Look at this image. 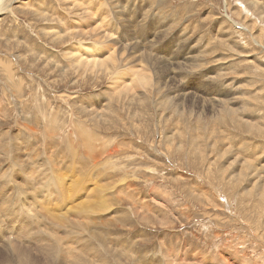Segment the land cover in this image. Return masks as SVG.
<instances>
[{
    "label": "rangeland",
    "instance_id": "obj_1",
    "mask_svg": "<svg viewBox=\"0 0 264 264\" xmlns=\"http://www.w3.org/2000/svg\"><path fill=\"white\" fill-rule=\"evenodd\" d=\"M81 1L0 0V264H264V0Z\"/></svg>",
    "mask_w": 264,
    "mask_h": 264
},
{
    "label": "bare ground",
    "instance_id": "obj_2",
    "mask_svg": "<svg viewBox=\"0 0 264 264\" xmlns=\"http://www.w3.org/2000/svg\"><path fill=\"white\" fill-rule=\"evenodd\" d=\"M80 1H81V0H80ZM82 1H83V0H82ZM82 1H81V2H82ZM85 1H86V2H85ZM85 1H83V2H85V3H89V1H88V2H87V0H85ZM99 1H100V0H99ZM103 1H104V0H103ZM245 1H246V0H245ZM74 2H75V1H74ZM76 2H77V1H76ZM92 2H93V1H92ZM92 2H90V3L87 4V5H90ZM101 2H102V1H101ZM101 2H100V3H101ZM105 2H106V1H105ZM105 2H104V3H105ZM100 3H99V4H100ZM107 3H108V2H107ZM107 3H106V4H107ZM69 4H70V3H69ZM69 4H68V5H69ZM71 4H72V3H71ZM76 4H77V3H76ZM83 4H84V3H83ZM83 4H82V5H83ZM92 4L94 5V3H92ZM92 4H91V5H92ZM123 4H124V3H123ZM58 5H59V4H58ZM78 5H79V4H78ZM96 5H97V4H96ZM96 5H95L94 7H96ZM104 5H105V4H104ZM104 5H103V6H104ZM126 5H127V4H125V6H126ZM128 5H130V4L128 3ZM75 6H76V5L74 4L73 7H75ZM250 6H251L252 8H254V3L251 4ZM0 7H1V6H0ZM63 7H64V6H63ZM71 7H72V6H71ZM71 7H70V8H71ZM88 7H91V8H92V6H88ZM101 7H102V6H101ZM101 7L98 6L97 8L99 9V8H101ZM133 7H134V6H133ZM59 8H60V7H59ZM79 8H80V7H79ZM102 8H103V7H102ZM130 8H131V7H130ZM49 9H50V8H49ZM53 9H54V8H53ZM73 9L75 10L76 7L73 8ZM77 9H78V8H77ZM88 9H89V8H88ZM104 9H105V8H104ZM131 9H132V8H131ZM134 9H135V8H134ZM68 10H69V9H68ZM79 10H81V9H78V11H79ZM90 10H91V9H90ZM94 10H95V8H94ZM2 11H3V10H1V8H0V13H2ZM7 11H8V10H7ZM65 11H66V10H65ZM70 11L72 12V10H70ZM85 11H87V10H85ZM100 11L103 12L102 10H100ZM100 11H99V13H101ZM105 11H106V10H105ZM62 12H63V11H62ZM87 12H89V11H87ZM96 12H97V11H96ZM108 12H109V11H108ZM66 13H67V12H66ZM69 13H70V12H69ZM3 14H4V13H3ZM96 14H97V13H96ZM103 14H106V13L103 12ZM103 14H102V15H103ZM109 14H110V13H108V15H109ZM74 15H75V14H74ZM87 15H88V14H87ZM100 15H101V14H99V16H100ZM102 15H101V17H104V16H102ZM106 15H107V14H106ZM82 16H83V15H82ZM49 17H50V16H49ZM60 17H61V16H60ZM77 17H79V14H78ZM105 17H106V16H105ZM80 18H82V17H80ZM80 18H79V19H80ZM89 18H90V17H89ZM94 18H95V17H94ZM185 18H186V17H185ZM51 19H52V18H51ZM83 19H84V17H83ZM83 19H82V21H83ZM85 19H86V18H85ZM87 19H88V17H87ZM108 19L111 20L110 17H108ZM108 19H107V20H108ZM75 20H76V19H75ZM75 20H73V21H75ZM80 20H81V19H80ZM88 20H89V19H88ZM91 20H93V19L91 18ZM99 20H100V19H99ZM107 20H106V21H107ZM77 21H78V19H77ZM95 21H96V20H95ZM97 21H98V20H97ZM99 22H100V21H99ZM110 22H111V21H110ZM78 23H79V21H78ZM84 23H87V22H84ZM88 23L90 24L89 21H88ZM91 23H92V22H91ZM94 23H95V22H94ZM97 23H98V22H97ZM101 23H105V20H104L103 22H101ZM95 24H96V23H95ZM99 24H100V23H99ZM235 24H236V23H235ZM71 25H72V24H71ZM75 25H77V24H75ZM110 25L112 26V24H110ZM110 25H107V26L110 27ZM86 26H87V25H86ZM93 26H94V24H93ZM50 27H51V26H50ZM69 27H70V26H69ZM97 27H98V25H97ZM71 28H73V26L70 27V29H71ZM86 28H87V27H86ZM104 28H105V27H104ZM104 28H103V29H104ZM111 28H112V27H111ZM125 28H126V27H125ZM90 29H91V27H90ZM98 29H99V28H98ZM101 29H102V28H101ZM105 29H107V28H105ZM105 29H104V30H105ZM87 30H88V29H87ZM92 30H94V28H93ZM70 31H72V30H70ZM82 31H83V30H82ZM95 31H96V30H95ZM109 31H110V30H109ZM112 31H113V30H112ZM115 31H116V30H115ZM115 31H114V32H115ZM157 31H158V30H157ZM157 31H156V33H157ZM60 32H62V31H60ZM80 32H81V31H80ZM97 32H98V31H97ZM106 32H107V31H106ZM114 32H112V33H114ZM154 32H155V31H154ZM99 33H100V32H99ZM110 33H111V32H110ZM57 34H58V33H57ZM60 34H61V33H60ZM62 34H63V33H62ZM108 34H109V33H108ZM257 34H258V33H257ZM54 35H55V34H54ZM73 35H74V34H73ZM103 35H104V34H103ZM115 35H116V34H115ZM162 35H163V34H162ZM57 36H58V38H59V37H60V38L62 37V36H59V35H57ZM57 36H56V38H57ZM80 36H81V35H80ZM90 36H91V35H90ZM99 36H100V35H99ZM100 37H101V36H100ZM103 37H104V36H103ZM107 37H108V36H107ZM109 37H110V36H109ZM82 38H83V36H82ZM132 38H133V36H132ZM63 39H64V38L62 37V40H63ZM102 39H103V38H102ZM102 39H101V41H102ZM112 39H113V38H112ZM163 39H164V38H163ZM163 39H162V40H163ZM58 40H59V39H58ZM65 40H66V39H65ZM95 40H96V39H95ZM98 40H99V39H98ZM103 40H104V39H103ZM256 40H257V39H256ZM77 41H78V40H77ZM156 41H157V40H156ZM97 42H98V41H97ZM99 42H100V41H99ZM99 42H98V43H99ZM104 42H105V41H104ZM121 42H122V41H121ZM124 42H125V41H124ZM95 43H96V42H95ZM101 43H102V42H100V44H101ZM131 43H132V42H131ZM19 44H20V43H19ZM67 44H68V43H67ZM73 44H74V43H73ZM158 44H159V43H158ZM102 45H103V44H102ZM108 45H109V44H108ZM71 46H72V45H71ZM77 46H78V45H77ZM69 47H70V46H69ZM120 47H121V46H120ZM128 47H130V46H128ZM136 47H137V46H136ZM238 47H239V46H238ZM70 48H71V47H70ZM72 48H74V47H72ZM72 48H71L70 51H71V52H74V50H72ZM81 48H82V47H81ZM88 48H89V46H88ZM112 48H113V47H112ZM75 49L77 50V48H75ZM79 49H80V48H79ZM101 49H103V48H101ZM109 49H111V45L108 46V53H110V50H109ZM113 49H114V48H113ZM113 49H112V51H113ZM67 50H68V48H67ZM83 50H84V51H83L84 54H83V53H80V52H77V57L79 58V56H80V58H81L82 55H84V57L87 55L86 57L89 58V59L86 58V60H87V64H92V63H94V64H97V65H103V64L106 62L105 64H106V66H107V65H108V64H107V61H105L104 59H105V58L114 57V56L117 55V54L115 55V53H116V52H115L113 55H110V54H109V55H106L104 58L97 59V58H94V57H89V56H93V55H91V54H93V52H94L93 49H92V51H93L92 53H90L91 49H90V51H89V49H87V48L84 47ZM122 50H123V49H122ZM112 51H111V52H112ZM114 51H115V50H114ZM206 51H208V50H206ZM75 52H76V51H75ZM75 52H74V53H75ZM69 53H70V52H69ZM112 53H113V52H112ZM197 53H198V52H197ZM205 53H206V52H205ZM67 54H68V53H67ZM70 54H71V53H70ZM139 54H140V53H139ZM143 54H144V53H143ZM72 55H73V54H72ZM74 55H75V54H74ZM74 55H73V56H74ZM189 55H190V54H189ZM222 55H223V54H222ZM70 56H71V55H70ZM156 56H157V55H156ZM172 56H173V55H172ZM190 56H191V55H190ZM116 57H117V56H116ZM150 57H151V56H150ZM90 58H92V59H90ZM114 58H115V57H114ZM118 58L123 59L122 57H118ZM118 58H117V59H118ZM167 58H168L169 62H171V64L174 62V59H172V57H170V58L167 57ZM71 59H72V58H71ZM83 59H84V58H83ZM110 59H111V58H110ZM124 59H125V58H124ZM133 59H135V58H133ZM160 59H161V58H160ZM213 59H214V58H213ZM10 60H11V58H10ZM41 60H42V59H41ZM77 60H78V59H77ZM162 60H163V62H165V63L167 62V59H163V58H162ZM187 60H189V59H187ZM74 61L76 62L75 59H74ZM78 61H79V60H78ZM115 61H116V60H115ZM130 61H131V58H130ZM152 61H153V60H152ZM79 62H80V61H79ZM88 62H89V63H88ZM99 62H100V64H98ZM108 62H109V61H108ZM133 62H134V61H133ZM133 62H132V63H133ZM135 62H136V61H135ZM169 62L166 63V64L169 65ZM61 63H62V62H61ZM109 63H111V62H109ZM123 63H124V62H123ZM147 63H148V62H147ZM155 63H156V61H155ZM185 63H186V62H185ZM156 64H157V63H156ZM177 64H178V63H177ZM187 64H188V63H187ZM78 65H79V64H78ZM78 65H76V66H78ZM81 65H82V64H81ZM81 65H80V67H81ZM136 65H137V64H136ZM136 65H135V68H136ZM147 65H148V64H147ZM181 65H182V64H181ZM10 66H11V65H10ZM83 66H86V65H83ZM88 66H89V65H88ZM90 66H91V65H90ZM131 66H132L131 68L133 69L134 66H133V65H131ZM139 66H140V65H139ZM159 66H161V65H159ZM172 66H173V65H172ZM185 66H186V65H185ZM86 67H87V66H86ZM108 67H109V66H108ZM113 67H114V66H113ZM121 67H122V66H121ZM140 67H141V66H140ZM144 67H145V66H144ZM8 68H9V67H8ZM8 68H7V69H8ZM135 68H134V69H135ZM169 68H170V66H169ZM172 68H173V67H172ZM83 69H84V67H83ZM85 69H86V68H85ZM139 69H140V68H139ZM162 69H163V68H162ZM9 70H11V69H9ZM9 70H8V72H9ZM135 70H136V69H135ZM224 70H225V69H224ZM139 71H140V70H139ZM174 71H175V70H174ZM86 72H87V71H86ZM135 72H136V71H135ZM172 72H173V71H172ZM220 72H221V71H220ZM13 73H14V75H16V74H15V73H16V68L13 70ZM122 74H123V73H122ZM122 74H121V75H122ZM9 75H10V74H9ZM11 75H12V74H11ZM125 75H127V74H125ZM125 75H124V76H125ZM146 75H147V74H146ZM215 75H216V74H215ZM12 76H13V75H12ZM12 76H11V77H12ZM122 76H123V75H122ZM132 76H133V75H132ZM147 76H148V75H147ZM172 76H173V75H172ZM180 76H181V75H180ZM9 77H10V76H9ZM120 77H121V76H120ZM120 77H119V78H120ZM144 77H145V76H144ZM148 77H149V76H148ZM124 78H126V77H124ZM127 78H128V77H127ZM145 78L147 79V77H145ZM149 78H151V77H149ZM117 79H118V78H117ZM128 79H129V78H128ZM128 79H127V80H128ZM130 79H131V78H130ZM139 79H141V78H139ZM134 80H136V79H134ZM134 80H133V82H134ZM117 81H119V79H118ZM121 81H122V80H121ZM130 81H132V80H130ZM138 81H139V80H138ZM140 81H142V79H141ZM147 81L149 82V80H147ZM147 81L144 79V80L141 82V84H142V85H145L146 83L148 84ZM119 82H120V81H119ZM124 82H126V81H124ZM124 82H121V83L123 84ZM116 83H117V82H116ZM131 83H132V82H131ZM134 83H135V82H134ZM122 84H121V85H122ZM125 84H126L125 86H127V82H126ZM135 84H136V83H135ZM115 85H116V84H115ZM119 85H120V84H119ZM142 85H141V86H142ZM122 87H123V86H121V88H122ZM128 87H129V91H132V89L130 90L131 86H128ZM133 87H134V86H133ZM135 87H136V86H135ZM115 88H116V86H115ZM118 88L120 89L119 86H118ZM178 88H179V87H178ZM122 89H123V88H122ZM124 89H125V88H124ZM126 89H127V88H126ZM126 89H125V90H126ZM224 89H225V88H224ZM246 89H247V88H246ZM175 90L177 91V89H175ZM179 90H180V89H179ZM114 91H115V89H114ZM176 91H175V92H176ZM195 91H196V90H195ZM64 92H65V91H64ZM68 92H69V91H68ZM188 92H190V91H188ZM188 92H187L186 95H185V94H184V95H181V97L177 98V100H180V102H181L182 104H184V105H185L186 102L188 101L187 105H188V104H191L193 107L198 108V109H200V110H202V111L206 108V107H204V106H207V108L210 107L211 109H216L217 103L219 102V100H218L217 97L214 98V100H210V101L212 102V103H210V104H209V101H208V105H207L206 101H205V102L203 101L202 103H198V102H197L198 100H194V103H195V105H194V104L191 103L192 100H191V101H190V100H187V99H188V95L190 96V94H191V93H188ZM71 93H72V92H71ZM130 93H131V92H130ZM146 93H147V92H146ZM182 93H183V91H182ZM192 93H193V92H192ZM60 94H61V93H60ZM62 94H63V93H62ZM65 94H66V93H65ZM68 94H70V93H68ZM194 94H195V93H194ZM218 94H219V93H218V91H217V92H216V95H218ZM247 94H248V93H247ZM179 95H180V94H179ZM192 95H193V94H192ZM173 96H174V95H173ZM211 96H212V95H211ZM211 96H209V97H211ZM9 97H11V95H10ZM13 97H14V96H13ZM176 97H177V96H176ZM194 97H195V96H194ZM197 97H198V96H197ZM200 97H201V96H200ZM205 97H206V96H205ZM207 97H208V96H207ZM229 98H232V97H229ZM152 99H153V98H152ZM203 99L205 100V98H203ZM203 99H202V100H203ZM207 99H208V98H207ZM14 100H16V99H14ZM16 101H17V100H16ZM199 101H200V100H199ZM13 102H14V101H13ZM13 102H12V103H13ZM21 102H22V101H21ZM159 102H160V100H159ZM200 102H201V101H200ZM220 102H221V101H220ZM9 103H10V102H9ZM15 103H16V102H15ZM150 103H151V102H150ZM221 104H222V103H221ZM83 106H84V105H83ZM219 107H220V106H219ZM232 107H233V106H232ZM1 108H3V107H1ZM7 108H8V107H7ZM24 108H26V107H24ZM97 108H98V107H97ZM9 109H11V108H9ZM27 109H28V108H27ZM0 110L2 111L3 109H0ZM230 110H231V109H230ZM230 110H229V111H230ZM232 110H233V109H232ZM3 111H4V110H3ZM5 111H6V107H5ZM5 111L3 112L4 114H5ZM9 111H11V110H9ZM7 112H8V111H7ZM78 112H79V111H78ZM230 112H231V111H230ZM8 114H9V113H8ZM25 114H26V113H25ZM27 114H28V113H27ZM76 116H77V115H76ZM200 116H201V115H200ZM200 116H198V117H200ZM37 120H39V119H37ZM41 121H42V120H41ZM42 122H43V121H42ZM40 129H41V128H40ZM44 129H45V127H44ZM76 129H77V128H76ZM4 130H5V129H4ZM21 130H22V129H21ZM74 130H75V129H74ZM83 130H85V128H84ZM8 131H9V129H8ZM38 131H39V130H37L36 132L38 133ZM44 131H46V130H44ZM44 131L41 132V133H44ZM49 131H50V130H49ZM50 132H51V131H50ZM7 133H8V132H7ZM20 133H21V132H20ZM37 133H35L36 136H37ZM53 133H54V132H53ZM53 133H52V134H53ZM86 133H87V131H86ZM4 134H5V133H4ZM4 134H3V135H4ZM44 134H45V133H44ZM47 134H48V133H47ZM88 134L90 135V133H88ZM48 135H49V134H48ZM64 135H65V134H64ZM168 135H169V134H168ZM0 136H1V133H0ZM20 136H21V135H20ZM34 136H35V135H34ZM50 136H51V135H50ZM41 137H42V136H41ZM43 137H44V136H43ZM85 137H86L87 139L89 138V137L86 136V134H85ZM167 137H168V136H167ZM3 138H4V137H3ZM27 138H28V136H27ZM30 138H31V137H29V140H30ZM47 138H48V137H47ZM47 138H46V139H47ZM93 138H94V137H93ZM96 138H97V136H96ZM169 138H170V137H169ZM172 138H173V137H172ZM25 139H26V138H25ZM49 139H51V138L49 137ZM89 139H90V141L93 140V139H91V138H89ZM89 139H88V140H89ZM0 140H1V139H0ZM29 140H28V141H29ZM34 140H35V139H34ZM37 140H38V139H37ZM88 140H87V141H88ZM96 140H97V139H96ZM46 141H47V140H46ZM49 141H50V140H48V142H49ZM69 141H70V140H69ZM97 141H98V140H97ZM169 141H171V138H170ZM6 142H7V141H6ZM31 142H32V141H31ZM50 142H51V141H50ZM52 142H53V141H52ZM52 142H51V143H52ZM71 142H72V141H71ZM91 142H92V141H91ZM100 142H101V141H100ZM100 142H99V143H100ZM0 143H2V142H0ZM8 143H9V142H8ZM27 144H28V143H27ZM30 144H31V143H30ZM30 144H29V145H30ZM44 144H45V143H44ZM54 144H55V142H54ZM70 144H71V143H70ZM85 144H86V143H85ZM89 144H90V146H92V147H91L92 149L95 147V146L91 145V143H89ZM89 144H88V146H89ZM92 144H93V143H92ZM97 144H98V143H96V145H97ZM100 144H101V143H100ZM126 144H127V143H126ZM2 145L4 146V143H3ZM38 145H39V144H38ZM40 145H41V144H40ZM42 145H43V144H42ZM94 145H95V143H94ZM86 146H87V145H86ZM88 146H87V147H88ZM90 146H89V147H90ZM0 147H1V146H0ZM24 147H25V146H24ZM24 147H23V148H24ZM78 147H79V146H78ZM98 147H100V146L98 145ZM102 147H103V146H102ZM6 148H7V146H6ZM8 148H9V147H8ZM14 148H15V147H14ZM70 148H72V147H70ZM82 148H83V147H82ZM84 148H85V147H84ZM117 148H118V147H117ZM142 148H143V147H142ZM15 149H18V148H15ZM21 149H22V148H21ZM36 149H37V148H36ZM45 149H46V148H45ZM51 149H52V148H51ZM73 149H74V148H73ZM94 149H95V148H94ZM96 149H97V147H96ZM96 149H95V150H96ZM99 149L102 150L103 148H102V149L99 148ZM104 149H105V148H104ZM107 149H108V148H107ZM54 150H55V149H54ZM56 150H57V149H56ZM75 150H76V149H75ZM86 150H88V149H86ZM89 150H90V148H89ZM89 150H88V151H89ZM105 150H106V149H105ZM14 151H15V150H14ZM18 151H19V150H18ZM23 151L25 152V150H23ZM23 151H22V152H23ZM71 151H72V150H71ZM76 151H77V150H76ZM88 151H85V153H87ZM92 151H93V150H92ZM96 151H97V150H96ZM96 151H95V152H96ZM26 152H28V151H26ZM52 152H53V150H52ZM56 152H57V151H56ZM73 152H74V150H73ZM73 152H71V153H73ZM95 152H94V153H95ZM102 152H103V151H101V154H102ZM122 152H123V151H122ZM17 153L20 154V151L17 152ZM39 153H40V152H39ZM42 153H43V152H42ZM53 153H54V152H53ZM58 153L61 154L60 151H59ZM118 153H119V152H118ZM120 153H121V152H120ZM3 154H4V153H3ZM19 154H18V155H19ZM29 154H31L30 151H29ZM32 154H33V153H32ZM51 154H52V153H51ZM68 154H69V153H68ZM95 154H96V153H95ZM98 154H100V153H98ZM98 154H96V155H98ZM106 154H107V153H106ZM146 154H147V153H146ZM8 155H9V154H8ZM8 155H6V157H8ZM23 155H26V156H27L26 153H24ZM64 155H65V154H64ZM75 155H77V154H73V158L75 157ZM96 155H94V156L96 157ZM26 156H25V157H26ZM89 156H90V154H89ZM94 156H93V157H94ZM100 156H102V155H100ZM103 156H105V155H103ZM103 156H102V157H103ZM106 156H107V155H106ZM3 157H5V156H3ZM10 157H11V156H10ZM28 157H29V156H28ZM50 157H51V156H50ZM54 157H55V156H54ZM60 157H61V156H60ZM60 157H59V158H60ZM62 157H63V155H62ZM64 157H65V156H64ZM84 157H85V156H84ZM86 157H87V155H86ZM90 157H91V156H90ZM98 157H99V156H98ZM8 158H9V157H8ZM17 158H18V157H17ZM19 158H20V157H19ZM51 158H53V157H51ZM56 158H57V156H56ZM91 158H92V157H91ZM91 158H90V160H91ZM99 158H101V157H99ZM104 158H106V157H104ZM111 158H112V157H111ZM111 158H110V159H111ZM10 159H11V158H10ZM10 159H8V160H10ZM20 159L22 160V159H24V157H23V158H20ZM33 159H34V158H33ZM35 159H36V158H35ZM37 159H38V158H37ZM37 159H36V160H37ZM47 159L49 160V158H47ZM77 159H78V158H77ZM86 159H87V158H86ZM110 159H108V157H107V159H105V161L108 160V163H110V162H109ZM1 160H4V159H1ZM6 160H7V158H6ZM14 160H15V159H14ZM28 160H29V159H28ZM30 160H31V159H30ZM41 160H43V159H41ZM51 160H52V159H51ZM57 160L59 161L60 159H57ZM63 160H64V159H63ZM63 160L61 159V161H63ZM94 160H95V159H94ZM96 160H97V159H96ZM96 160H95V161H96ZM101 160L103 161V159H101ZM15 161H18V159L15 160ZM15 161H14V162H15ZM22 161H23V160H22ZM22 161H21V162H22ZM55 161H56V160H55ZM58 161H56V163H57ZM65 161H67V160H65ZM86 161H87V160H86ZM91 161H92V160H91ZM95 161H94V162H95ZM105 161H103V162H105ZM4 162H5V161H4ZM11 162H12V161H10V165L13 163V162H12V163H11ZM39 162H41V161L39 160ZM68 162H69V161H68ZM75 162H76V159H75ZM75 162H74V163H75ZM78 162H81V161H78ZM94 162H93V163H94ZM7 163H8V161H7ZM18 163H19V162H18ZM25 163H26V162H25ZM28 163H29V162H28ZM53 163H54V162H53ZM71 163H72V162H71ZM81 163H82V162H81ZM106 163H107V162H106ZM106 163H105V164H106ZM20 164H21V163H20ZM20 164H19V165H20ZM43 164H44V163H43ZM50 164H51V162H50ZM54 164H55V163H54ZM67 164H68V163H67ZM79 164H80V163H79ZM94 164H95V163H94ZM96 164H97V163H96ZM96 164H95V165H96ZM26 165H28V164H26ZM31 165H32V164H31ZM31 165H30V166H31ZM41 165H42V164H41ZM47 165H48V164H47ZM58 165H59V164H58ZM58 165L56 164L57 167H58ZM63 165H64V164H63ZM83 165H84V163H83ZM87 165H88V164H87ZM106 165H107V164H106ZM6 166H8V165H6ZM45 166H46V165H45ZM56 166H55V167H56ZM59 166H60V165H59ZM64 166H65V165H64ZM66 166H67V165H66ZM66 166H65L64 168H66ZM89 166H90V165H89ZM96 166H97V165H96ZM101 166H102V165L100 164V167H101ZM39 167H40V165H39ZM47 167H48V166H47ZM51 167H52V165H51ZM60 167H61V166H60ZM60 167H58V168H60ZM68 167H69V166H68ZM76 167H78V165H77ZM84 167H85V166H84ZM86 167H87V166H86ZM93 167H94V165L92 164V169H91V170L94 169ZM100 167H98V168H100ZM23 168H26V169H27L28 166H27V167H23ZM32 168H35V167H32ZM70 168H71V167H70ZM70 168H69V169H70ZM90 168H91V167H90ZM95 168H96V167H95ZM104 168H105V167L103 166V170H105ZM26 169H25V170H26ZM35 169H36V168H35ZM47 169H48V168H47ZM55 169H56V168H55ZM71 169H72V168H71ZM87 169H88V168H87ZM100 169H101V168H100ZM112 169H113V168H112ZM3 170H4V168H3ZM3 170H2V172H0L1 174H3ZM23 170H24V169H23ZM33 170H34V169H33ZM33 170H32V171H33ZM36 170H37V169H36ZM64 170H66V169H64ZM0 171H1V170H0ZM29 171H31V170H29ZM34 171H35V170H34ZM41 171H42V170H41ZM49 171H50V170H49ZM59 171H60V170H59ZM74 171H75V170H74ZM101 171H102V170H101ZM105 171H107V170H105ZM105 171H104V172H105ZM35 172H37V171H35ZM56 172H58L57 169H56ZM68 172H69V170H68ZM68 172L65 171V173H68ZM78 172H79V171H77V174H78ZM92 172H94V170H93ZM37 173H40V172H37ZM53 173H54V170H53ZM73 173L76 174V172H73ZM100 173H103V171L100 172ZM4 174H5V173H4ZM40 174H41V173H40ZM50 174H51V173H50ZM54 174H55V173H54ZM58 174H59V173H58ZM68 174H70V173H68ZM77 174H76V175H77ZM92 174H93V173H92ZM104 174H107V173H104ZM104 174H101V175H103V178H104V176L106 177V175H104ZM31 175L34 176L33 172L31 173ZM41 175H42V174H41ZM43 175H44V174H43ZM59 175H61V174H59ZM66 175H67V174H66ZM82 175H83V174H82ZM82 175H81V176H82ZM89 175H90V173H89ZM94 175H95V174H94ZM107 175H108V174H107ZM33 176H32V177H33ZM35 176H36V175H35ZM47 176H48V175H47ZM53 176H54V175H53ZM56 176H57V175H56ZM63 176H64V174H63ZM72 176H74V174H72ZM92 176H93V175H92ZM0 177H1V176H0ZM25 177H26V176H25ZM37 177H38V176H37ZM57 177L59 178V176H57ZM60 177H61V176H60ZM78 177H79V176H78ZM58 178H57V179H58ZM69 178H70V177H69ZM73 178H74V177H73ZM99 178H100V177H99ZM99 178H98V179H99ZM34 179H35V177H34ZM57 179H56V180H57ZM78 179H79V178H78ZM82 179H83V178H82ZM95 179H96V178H95ZM101 179H102V176H101ZM110 179H111V177H110ZM43 180H44V179H43ZM63 180H64V179H62V181H63ZM67 180H68V179H67ZM75 180H77V179H75ZM80 180H81V178H80ZM89 180H90V179H89ZM99 180H100V179H99ZM102 180H105V178L102 179ZM31 181H33V180H31ZM35 181H36V180H35ZM60 181H61V179H60ZM60 181H59V182H60ZM83 181H85V180L83 179ZM94 181H96V180H94ZM94 181H93V182H94ZM20 182H21V181H20ZM33 182H34V181H33ZM33 182H32V183H33ZM37 182H38V179H37ZM56 182H57V181H56ZM77 182H81V181L78 180ZM89 182H90V181H89ZM89 182H87L86 185H88ZM93 182H92V183H93ZM96 182H97V181H96ZM96 182L93 183V185L96 184ZM32 183H31V185H32ZM34 183H35V182H34ZM40 183H41V182H40ZM62 183H63V182H62ZM64 183H65V181H64ZM64 183H63V186H64ZM69 183H70V181H69ZM69 183H68V184H69ZM83 183H84V182H83ZM83 183H81V184H83ZM110 183L112 184V182H110ZM26 184H27V182H26ZM89 184H90V183H89ZM104 184H106V183H104ZM27 185H28V184H27ZM31 185H30V186H31ZM60 185H62V184H58V186H60ZM74 185H75V184H74ZM76 185H77V183H76ZM93 185H92V186H93ZM97 185H99V184H97ZM18 186H19V185H18ZM28 186H29V185H28ZM34 186H37V183H36V185H34ZM63 186H62V187H63ZM65 186H66V185H65ZM70 186H71V185H70ZM70 186H69V187H70ZM79 186H80V185H79ZM83 186H84V185H83ZM102 186H104V185H102ZM118 186H119V185H118ZM126 186H127V185H126ZM31 187H32V186H31ZM60 187H61V186H60ZM69 187L67 188V190L69 189ZM72 187H73V185H72ZM107 187H109V186H107ZM111 187H112V186L110 185V188H111ZM25 188L27 189V187H25ZM70 188H71V187H70ZM75 188H76V187H75ZM78 188H79V187H78ZM84 188H85V187H84ZM98 188H99V187H98ZM102 188H103V187H102ZM58 189H60V188H58ZM58 189H57V190H58ZM61 189H62V188H61ZM63 189H64V187H63ZM79 189L82 190L81 188H79ZM87 189H88V188H87ZM95 189H96V188H94V191H95ZM104 189H105V188H104ZM106 189H107V188H106ZM111 189H112V188H111ZM23 190L26 191L25 189H23ZM23 190H22V191H23ZM80 190H79V191H80ZM17 191H19V190L17 189ZM28 191H29V190H28ZM59 191H60V190H59ZM61 191H62V190H61ZM61 191H60V192H61ZM107 191H108V189H107ZM19 192H20V191H19ZM72 192H73V191H72ZM90 192H91V191H90ZM95 192H96V191H95ZM23 193H24V192H23ZM33 193H34V192H32V193H30V194L33 195ZM61 193H62V192H61ZM64 193H65V192H64ZM79 193H80V192H79ZM81 193H82V191H81ZM21 194H22V193H21ZM70 194H71V193H70ZM87 194H89L88 191H87ZM87 194H86V195H87ZM108 194H110V193H108ZM262 194H263V193H262ZM61 195H62V194H61ZM258 195H259V193H258ZM15 196H16V195H15ZM15 196H14V197H15ZM63 196H64V195H63ZM81 196H82V195H81ZM94 196H96V198L99 199V201H98V205L101 204V202L105 201L104 190H103V191L100 190V191L97 192ZM107 196H108V195H107ZM31 197H33V196H31ZM35 197H36V196H35ZM69 197H70V196H69ZM72 197H73V196H72ZM75 197H76V196H75ZM78 197H79V196H78ZM82 197H83V196H82ZM84 197H86V196L84 195ZM61 198H62V197H61ZM86 198H87V197H86ZM35 199H36V198H35ZM78 199H79V198H78ZM84 199H85V198H84ZM17 200H18V199H17ZM37 200H38V199H37ZM73 200H74V199H73ZM85 200H86V199H85ZM89 200H90V199H89ZM106 200H107V199H106ZM63 201H64V199H63ZM81 201H82V200H81ZM87 201H88V199H87ZM116 201H117V200H116ZM18 202H19V201H18ZM22 202H23V201H22ZM35 202H36V201H35ZM88 202H89V201H88ZM88 202H86V203L84 204V208H83L82 210H80V209L78 210V213H77V210H76L75 215H79V214H81L83 210H88V211H89V210H91L92 208H94V203H88ZM90 202H91V201H90ZM95 202H96V201H95ZM13 203H14V202H13ZM36 203H37V202H36ZM36 203H35V204H36ZM77 203H78V202H77ZM77 203H76V206H77ZM96 203H97V202H96ZM105 203H106V201H105ZM105 203H104V205H106V208H107V207H108V206H107V205H108V204H107L108 202H107L106 204H105ZM24 204H27V205H28V202H27V203H24ZM24 204H22V205H24ZM29 204H30V203H29ZM32 204H33V203H32ZM71 204H72V203H71ZM73 204H75V203H73ZM63 205H64V204H63ZM66 205H68V204H66ZM98 205H97V206H98ZM29 206H30V205H29ZM29 206H28V207H29ZM76 206H75V207H76ZM101 206H102V205H101ZM22 207H23V206H22ZM32 207H33V206H32ZM64 207H65V206H64ZM69 207L71 208V206H69ZM69 207H68V208H69ZM73 207H74V206H73ZM79 207H80V206H79ZM25 208H26V207H25ZM68 208H67V209H68ZM80 208H82V207H80ZM106 208H105V210H106ZM110 208H111V207H110ZM26 209H27V208H26ZM30 209H31V207H29V211H31ZM52 209H53V207H52ZM62 209H63V207H62ZM20 210H21V209H20ZM22 210H23V209H22ZM22 210H21V211H22ZM54 210H55V209H54ZM107 210H108V209H107ZM29 211H27V212H29ZM55 211H56V210H55ZM68 211L71 212L70 210H68ZM100 211H101V210H100ZM103 211H104V210H103ZM123 211H124V210H123ZM53 212H54V211H53ZM65 212H66V211H65ZM56 213H57V212H55V214H56ZM101 213H102V212H101ZM26 214H27V213H26ZM66 214H67V213H66ZM73 214H74V212H73ZM26 216H27V215H26ZM55 216H58V215H55ZM62 216H63V215H62ZM68 216H69V215H68ZM60 217H61V216H59V219H61V221H62L63 219H62V217H61V218H60ZM30 218H31V216H30ZM54 218H55V217H54ZM54 218H52V219H54ZM56 218H57V217H56ZM31 219H32V218H31ZM50 219H51V218H50ZM120 219H121V218H120ZM23 220H24V219H23ZM64 220H66V218H64ZM64 220H63V221H64ZM58 221H59V220H58ZM61 221H60V222H61ZM159 221H160V220H159ZM27 222H28V221H27ZM31 222H32V221H31ZM62 223H63V222H62ZM64 223H67V222H64ZM64 223H63V224H64ZM162 223H163V221H162ZM164 223H165V222H164ZM69 224H70V223H69ZM41 225H42V224H41ZM41 225H40V226H41ZM66 225H68V224H66ZM66 225H65V226H66ZM26 226H27V225H26ZM28 226H29V225H28ZM65 226H64V227H65ZM43 227H45V225H44ZM103 227H104V226H103ZM62 228H63V227H62ZM68 229H70V228H68ZM32 230H33V229H32ZM64 230H65V229L63 228V231H64ZM66 230H67V229H66ZM77 230H78V229H77ZM17 232H18V231H17ZM65 232H66V231H65ZM68 232H70V230H69ZM95 232H96V231H95ZM23 233H24V232H23ZM23 233H22V234H23ZM56 233H57V231H56ZM58 233H60V232H58ZM72 233H73V232L71 231V235H72ZM19 234H20V233H19ZM57 235H58V234H57ZM69 235H70V234H69ZM71 235H70V236H71ZM73 235H74V234H73ZM73 235H72V236H73ZM84 235H85V234H84ZM87 235H88V233H87ZM66 236H67V235H66ZM59 237H60V236H59ZM68 237H69V236H68ZM68 237H67V239H69ZM19 238H20V237H19ZM56 238H57V237H56ZM73 238H74V239H73V241H74V240H75V237H73ZM58 239H59V238H58ZM33 240H34V239H33ZM71 240H72V238H71ZM75 241H76V240H75ZM81 241H83V240H81ZM9 243H10V242H9ZM13 243H14V242H12V244H13ZM53 243H54V242H53ZM56 243H57V242H56ZM70 243H71V242H70ZM74 243H76V242H74ZM81 243H82V242H81ZM84 244H87L86 241H85ZM188 244H189V243H188ZM20 245H21V244H20ZM26 245H28V244H26ZM39 245H40V244H39ZM54 245H55V244H54ZM75 245H76V244H75ZM78 245H79V243H78ZM88 245H89V243H88L86 246H88ZM7 246H8V245H7ZM10 246H11V245H10ZM15 246H17V245H15ZM21 246H22V245H21ZM31 246H32V248H33V245H31ZM31 246H30V247H31ZM127 246H128V245H127ZM2 247H3V245H2ZM11 247H12V246H11ZM17 247H18V246H17ZM19 247H20V246H19ZM22 247H23V246H22ZM75 247H78V246H75ZM92 247H93V246H92ZM15 248H16V247H15ZM50 248H51V246H50ZM50 248H49V249H50ZM93 248H94V247H93ZM3 249H4V247H3L2 250H1L2 252H3ZM6 249H7V248H6ZM13 249H14V248H13ZM20 249H21V248H20ZM33 249H35V248H33ZM53 249H55V248H53ZM53 249H52V250H53ZM59 249H60V248H59ZM65 249H66V246H65ZM85 249H86V248H85ZM91 249H92V248H91ZM4 250H5V249H4ZM10 250H11V249H10ZM23 250H24V249H23ZM27 250H28V249H27ZM93 250H94V249H93ZM24 251H25V250H24ZM81 251H82V250H81ZM145 251H146V250H145ZM5 252H6V251H5ZM7 252H8V251H7ZM11 252H12V251H11ZM25 252H26V251H25ZM25 252H24V253H25ZM27 252H28V251H27ZM29 252H30V251H29ZM34 252H35V251H34ZM49 252H52V251L50 250ZM79 252H80V251H79ZM91 252L93 253L94 251H91ZM134 252H135V251H134ZM0 253H1V252H0ZM32 253H33V252H32ZM53 253H54V254H55V253L57 254L58 252H57V251H54ZM63 253H65V252L63 251ZM63 253H62V254H63ZM67 253H68V252H67ZM69 253H70V252H69ZM234 253H235V252H234ZM4 254H5V253H4ZM9 254H10V253H9ZM56 254H55V255H56ZM90 254H91V253H90ZM0 255H1V254H0ZM29 255H30V253H29ZM31 255H32V254H31ZM33 255H34V254H33ZM59 255H60V254H59ZM65 255H66V254H65ZM141 255H142V254H141ZM181 255H182V254H181ZM237 255H238V254H237ZM26 256H27V253H26ZM67 256H68V255H67ZM1 257H2V260L4 259L5 261H8V263L10 264V261H11L10 258H7L6 256H1ZM12 257H13V256H12ZM29 257H30V256H29ZM29 257H28V259H29ZM55 257H56V256H55ZM55 257H54V260H55V259L57 260V258H55ZM63 257H64V256H63ZM224 257L226 258V256H224ZM224 257H223V259H224ZM230 257H231V256H230ZM235 257H236V256H235ZM235 257H234V258H235ZM68 258H69V257H68ZM71 258H72V257H71ZM140 258H141V257H140ZM228 258H229V256H227V259H228ZM234 258H233V259H234ZM13 259H15V258H13ZM31 259H33L32 256L30 257V260H31ZM236 259H237V258H236ZM16 260H17V258H16ZM16 260H15V261H16ZM26 260H27V259H26ZM64 260H66V259H64ZM229 260H230V258H229ZM237 260H238V259H237ZM52 261H53V260H52ZM233 261H234V260H233ZM20 262H21V261H20ZM26 262H27V261H26ZM235 262H236V261H235ZM244 262H245V261H244ZM18 263H19V262H18ZM22 263H23V262H22ZM240 263H241V262H240ZM27 264H29V260H28V263H27ZM33 264H35V263H33ZM40 264H50V263L46 260L45 262H40ZM236 264H239V261H238ZM248 264H249V263H248Z\"/></svg>",
    "mask_w": 264,
    "mask_h": 264
}]
</instances>
